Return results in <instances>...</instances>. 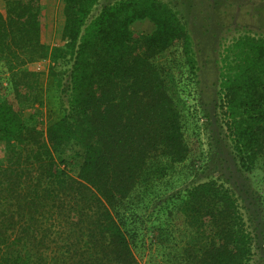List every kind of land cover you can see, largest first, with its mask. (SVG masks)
I'll use <instances>...</instances> for the list:
<instances>
[{
	"label": "trees",
	"instance_id": "1",
	"mask_svg": "<svg viewBox=\"0 0 264 264\" xmlns=\"http://www.w3.org/2000/svg\"><path fill=\"white\" fill-rule=\"evenodd\" d=\"M99 1L66 0L63 43L51 46L45 0H0V64L14 78L0 95V264H142L147 238L159 264H252L264 229H249L234 189L179 184L203 156L187 139L199 134L189 28L164 0H116L92 15ZM223 58L234 159L257 174L264 36L237 37ZM44 76L60 110L46 124L34 105Z\"/></svg>",
	"mask_w": 264,
	"mask_h": 264
},
{
	"label": "rangeland",
	"instance_id": "2",
	"mask_svg": "<svg viewBox=\"0 0 264 264\" xmlns=\"http://www.w3.org/2000/svg\"><path fill=\"white\" fill-rule=\"evenodd\" d=\"M116 0H100L93 10L96 15L105 4ZM181 15L192 36L198 69V82L195 93L188 98V105L194 123L198 122L194 136L187 138L188 144L203 152L197 174L189 176L185 185L217 178L226 186L234 189L242 214L249 229L256 233L254 227L264 229V189L261 188L260 177L263 171L247 174L241 171L234 159V147L229 135L226 116L221 108V96L218 94L220 72L225 69L224 54L227 46L233 44L243 34L264 36V0H164ZM49 9V25L46 41L51 46L63 43L62 30L66 15V0H45ZM48 23V21H47ZM144 31L146 24H139ZM37 66L34 69L39 70ZM47 76L41 80L39 118L43 124L54 120L60 113L55 98L56 89L51 91ZM13 76L8 67L0 64V95L10 96L13 90ZM49 93V94H48ZM50 95V96H48ZM51 99H50V98ZM61 99V98H60ZM29 104H32L31 102ZM28 113L26 108L22 110ZM192 118L189 117V120ZM197 126V125H196ZM197 142V146H195ZM3 141L0 140V147ZM201 152V153H202ZM196 154V153H195ZM183 164H181L182 166ZM186 166L185 164L183 165ZM176 178L174 179V181ZM179 187V185H177ZM155 247L147 238L139 249L135 250L142 264H159L161 258L155 253ZM255 256L252 264H264V238L258 239L254 245Z\"/></svg>",
	"mask_w": 264,
	"mask_h": 264
},
{
	"label": "crops",
	"instance_id": "3",
	"mask_svg": "<svg viewBox=\"0 0 264 264\" xmlns=\"http://www.w3.org/2000/svg\"><path fill=\"white\" fill-rule=\"evenodd\" d=\"M47 5V4H46ZM47 21H48V27H49V25H51L50 23H49V9H47Z\"/></svg>",
	"mask_w": 264,
	"mask_h": 264
}]
</instances>
